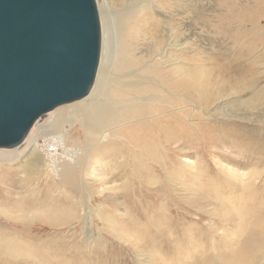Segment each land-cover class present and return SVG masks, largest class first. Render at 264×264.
I'll return each mask as SVG.
<instances>
[{"label":"bare ground","instance_id":"6f19581e","mask_svg":"<svg viewBox=\"0 0 264 264\" xmlns=\"http://www.w3.org/2000/svg\"><path fill=\"white\" fill-rule=\"evenodd\" d=\"M116 1L120 9L112 15L121 24L133 21L137 25L134 34L141 38L137 48L146 42L141 29L154 26L148 54L166 66L175 65L170 53L177 50L182 37L176 24L178 19L194 22L198 18L205 23L198 15L199 8L193 7V0ZM155 7L168 18L169 26L163 27L154 18ZM99 12L101 60L90 92L79 101L51 111L52 124L44 130L50 136L39 142L36 139L30 145L32 149H40L48 167H52L51 173L46 171V177L55 173L81 196L89 195L88 211L59 216L50 211L30 212L11 219L19 221V228L27 235L34 232L36 225L59 227L80 221L68 231L81 230L80 246L78 251L71 252V260L66 259L64 251L45 253L15 242L6 245L4 253L14 260L31 258L41 264H261L264 262V70L253 75L247 69L246 86L235 83L231 89L198 77V70L194 78L182 82L178 94L157 90L151 96L114 104L105 98L111 81V67L105 66L113 49L107 31L112 25H106L111 16L106 7ZM256 48L255 41L247 50L251 53ZM253 61L264 69L257 56ZM129 76L134 79L129 84L132 89L144 87L142 78L136 74ZM189 94L198 100H191ZM235 94H243L244 98L230 101L229 104L234 103L233 109L222 106L227 101L224 99ZM168 96L169 100H165ZM219 108L224 114L233 110L241 113V117L247 113L256 115L253 136L244 138L224 122L218 125L216 122L223 120V113L221 117L216 114ZM123 128L136 134L134 141L116 135ZM73 130L83 135L82 146L77 149L70 147V143L79 139H71ZM8 156L0 151V164L14 160ZM96 158L114 162L117 172L113 178L123 190L121 214L117 213V197L108 196L105 200L107 206L100 214L104 220L101 231L97 225L93 229L92 192L88 193L84 182L87 169ZM231 166L252 169L239 172ZM48 167L44 170H49ZM136 193L140 203L133 199ZM227 230H232L237 238L229 237ZM219 231L222 233L218 234ZM77 253L82 254L83 260L75 256Z\"/></svg>","mask_w":264,"mask_h":264},{"label":"rangeland","instance_id":"374dc122","mask_svg":"<svg viewBox=\"0 0 264 264\" xmlns=\"http://www.w3.org/2000/svg\"><path fill=\"white\" fill-rule=\"evenodd\" d=\"M160 1L165 2V0ZM193 1V7L199 8L200 13L198 15L204 19L205 23L198 18H195L194 22H188L183 18L178 19L176 24L182 37L179 38L177 50L170 53V58L175 65L166 66L156 60L154 61L148 54L147 47L151 37L154 36L152 33L154 26L147 25L148 27L141 29L146 42L144 43L145 45H139L137 48L136 44H139L138 42L141 39L136 33L134 34V27L137 28V25L133 21L131 23L126 21L121 24L112 15H115L120 9L117 1L96 0L99 19V11L105 7L109 10L111 16L109 21H106L107 26L112 25V29L108 27L107 31L113 48L109 54V61L105 64L108 69L111 67L109 91L105 95L108 101L114 104L126 99L130 101L134 97L142 98L157 94V90L159 92L162 90L163 93L166 91L173 95L178 94V89L182 82L184 83V80L194 78V72L198 70H200L198 77L209 78L214 83L224 84L227 89H231L235 83L245 87L247 80H249L246 75L249 68L253 75L264 70L254 65L253 61V57L257 56L262 67H264V0ZM155 9L154 18L158 19L163 27L169 26L170 21L165 17L164 13L157 11L159 7H155ZM255 41L257 48L249 53L247 49ZM216 53H220L219 57L214 56ZM223 53L224 56H222ZM129 74H136L142 78L141 80L145 82L144 87L142 89H132L129 84L134 79ZM244 80L246 83H244ZM189 95H191V100H198L196 96ZM169 98L170 96L165 100H169ZM239 98L243 99V94L241 96L236 94L229 96L224 99L227 101L223 102L222 106L233 109L235 107L234 103L229 104L230 101L238 100ZM220 109L217 110L216 114L220 115V113H223V109ZM52 114L53 112H50L41 117L33 125L21 145L10 150H0L4 151L5 155H10L11 157L8 156L9 159H14L0 164V264H41L40 261L31 258L24 260L9 258L4 251L6 245L10 242L27 245L33 250L45 253L64 251L67 254V260L69 258L71 260L73 257L71 252L75 251V249L78 251L80 246L78 241L82 240L81 230L78 229L74 233H72L73 231L68 232L74 224H78L80 221H74L75 223L73 222L71 225L59 227L36 225L34 232L27 235L19 228V221L14 222L11 220L18 215L30 212L50 211L55 216H59L61 213H64V215L68 214V212L70 214H81L88 211L87 202L89 195L86 198L81 196L79 192L74 191L67 184L61 182V178L56 176L55 173L46 177L45 175L48 174V171L49 173L53 171L51 170L52 167H48L40 149L34 148V150L32 149L33 146H30L36 139L39 142L41 138L50 136L44 130L51 126ZM155 114L156 112L153 113V115ZM238 114L239 116H237ZM243 117H241V113L232 110L226 114L223 113L222 122L217 121L216 123L221 125L219 123L224 122L227 125L226 127L236 130L237 132H235L244 138L252 137L256 128L257 117L248 113L244 114ZM216 119L217 117H215ZM129 120L131 119L126 121L129 122ZM79 132L73 130L70 134L71 139L77 140L79 138L76 143H70L72 149L82 146L83 135L81 134L82 132ZM116 135L133 141V138L137 137L130 128L119 129L116 131ZM182 136L187 138L184 134ZM118 142L116 140V144L120 145ZM100 160L96 158L92 161L87 169V177L84 180L88 193L89 191L92 192L91 198L93 202L89 205L93 212L94 230L96 225L99 229L102 227V221L104 220H102L103 217L100 214L103 213L104 206H107L105 200L108 196L117 197L119 210L123 207L120 198L121 194H123L121 184L113 178L117 172L115 164L113 161ZM187 160L191 159L187 158ZM46 167L49 170H44ZM231 167L233 171L239 172L252 169L251 166L248 168L241 166ZM260 183L263 184L261 181ZM133 199L134 201L137 200V203L141 202V198H138L137 193ZM119 210H117V213L121 214L122 210ZM8 215L11 216L8 217ZM220 233L222 232L219 231L218 234ZM225 233L231 238H237V235L232 234V230H227ZM27 241L33 243L28 244ZM110 243L113 245L112 242H109V245ZM84 252L86 253V251ZM122 252L125 253L124 250ZM75 256L83 260L82 254L79 255L77 253ZM53 258L59 259L61 257L55 256ZM261 264H264V262Z\"/></svg>","mask_w":264,"mask_h":264},{"label":"water","instance_id":"95a60500","mask_svg":"<svg viewBox=\"0 0 264 264\" xmlns=\"http://www.w3.org/2000/svg\"><path fill=\"white\" fill-rule=\"evenodd\" d=\"M100 45L96 0H0V149L88 95Z\"/></svg>","mask_w":264,"mask_h":264}]
</instances>
